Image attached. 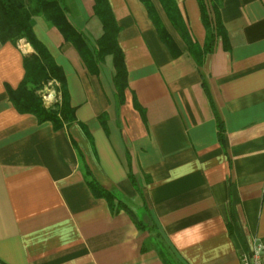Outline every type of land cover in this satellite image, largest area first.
I'll list each match as a JSON object with an SVG mask.
<instances>
[{"label": "crops", "instance_id": "obj_1", "mask_svg": "<svg viewBox=\"0 0 264 264\" xmlns=\"http://www.w3.org/2000/svg\"><path fill=\"white\" fill-rule=\"evenodd\" d=\"M70 1V21L93 41L101 34L94 0ZM173 1L202 49L197 0ZM207 1L223 33L197 66L159 0L150 2L175 57L140 0H107L126 73L121 101L110 58L90 73L34 17L74 109L59 131L10 103L6 87L21 82L32 48L0 43V264H164L144 248L150 232L93 196L82 165L132 211L148 209L179 264H240L264 251V0Z\"/></svg>", "mask_w": 264, "mask_h": 264}, {"label": "trees", "instance_id": "obj_2", "mask_svg": "<svg viewBox=\"0 0 264 264\" xmlns=\"http://www.w3.org/2000/svg\"><path fill=\"white\" fill-rule=\"evenodd\" d=\"M145 7L149 19L155 26L159 37L170 54L175 57L179 50L161 24L150 0H140ZM163 10L193 57L197 66L202 64L206 54L214 50L216 38L223 33L216 6L207 0H197L201 13L202 24L206 31L202 49L192 43L186 27L173 0H159ZM72 10L70 0H0V43L17 47L19 40H25L32 48V53L22 55L24 75L15 89L6 87L10 103L19 114L35 117L38 123H50L54 131L67 127L74 121V109L69 105V96L65 87L63 73L46 48L37 40L32 30V19L41 17L47 25L61 35L65 42L70 43L78 52L87 70L95 74L98 67L111 59L113 81L117 90V98L121 101L122 92L126 87V73L123 56L117 45L116 36L119 28L113 20L107 0H94V18L99 22L101 34L91 41L70 21ZM48 83L55 84L57 94L54 101H44L41 92ZM217 132L222 141L223 125L217 120ZM85 181L95 198L107 202L112 211H123L138 231H147L152 236L145 242L144 248L154 249L164 264H179L157 231L155 224L143 206L141 212L135 213L125 205L116 193L102 189L82 165Z\"/></svg>", "mask_w": 264, "mask_h": 264}, {"label": "built area", "instance_id": "obj_3", "mask_svg": "<svg viewBox=\"0 0 264 264\" xmlns=\"http://www.w3.org/2000/svg\"><path fill=\"white\" fill-rule=\"evenodd\" d=\"M48 85L51 86L52 83H48ZM56 96L57 94L53 89L52 91L45 94V97H43L47 101H52L56 98ZM240 264H264V251L260 247L255 248L249 254L243 255L241 257Z\"/></svg>", "mask_w": 264, "mask_h": 264}, {"label": "rangeland", "instance_id": "obj_4", "mask_svg": "<svg viewBox=\"0 0 264 264\" xmlns=\"http://www.w3.org/2000/svg\"><path fill=\"white\" fill-rule=\"evenodd\" d=\"M54 84H52L51 86H49L48 84L45 86V88L43 89V91L41 92V95H42V97L44 96L45 97V94H47L48 92H50V91H52L53 89H54ZM44 97H43V99H44ZM55 100V99H54ZM54 100H52V101H54ZM44 101L45 102H47V103H51L52 101H47V100H45L44 99Z\"/></svg>", "mask_w": 264, "mask_h": 264}]
</instances>
